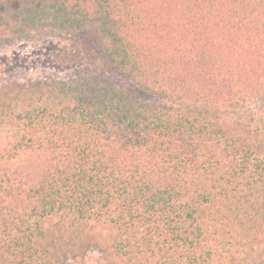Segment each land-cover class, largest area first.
<instances>
[{
	"label": "trees",
	"instance_id": "16d2710c",
	"mask_svg": "<svg viewBox=\"0 0 264 264\" xmlns=\"http://www.w3.org/2000/svg\"><path fill=\"white\" fill-rule=\"evenodd\" d=\"M18 41L50 74L0 86V264H252L264 0H0Z\"/></svg>",
	"mask_w": 264,
	"mask_h": 264
},
{
	"label": "rangeland",
	"instance_id": "374dc122",
	"mask_svg": "<svg viewBox=\"0 0 264 264\" xmlns=\"http://www.w3.org/2000/svg\"><path fill=\"white\" fill-rule=\"evenodd\" d=\"M30 43L27 42H0V86L13 82H25L34 80L39 77L48 76V72L40 67L36 69H28L34 67L32 65L33 56L30 55ZM37 58V57H35ZM107 77L116 84V86L126 94L139 98L142 101H157L152 95L143 92L134 84L126 79L118 76L116 73H107ZM220 112H234L238 116L244 118L252 127L261 128L263 113L260 112L261 104L252 102L243 106H234V109L221 106ZM252 116V118H251ZM250 118V119H249ZM261 213L264 214V198L261 200ZM264 222V219L261 218ZM257 253L252 260V264H264V235L259 237L257 241Z\"/></svg>",
	"mask_w": 264,
	"mask_h": 264
}]
</instances>
